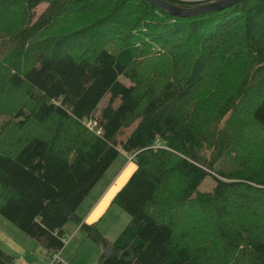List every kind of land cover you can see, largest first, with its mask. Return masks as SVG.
Returning a JSON list of instances; mask_svg holds the SVG:
<instances>
[{
    "label": "trees",
    "instance_id": "obj_1",
    "mask_svg": "<svg viewBox=\"0 0 264 264\" xmlns=\"http://www.w3.org/2000/svg\"><path fill=\"white\" fill-rule=\"evenodd\" d=\"M120 152L97 264H264V0H0V214L47 257L69 220L99 242L77 209Z\"/></svg>",
    "mask_w": 264,
    "mask_h": 264
},
{
    "label": "rangeland",
    "instance_id": "obj_2",
    "mask_svg": "<svg viewBox=\"0 0 264 264\" xmlns=\"http://www.w3.org/2000/svg\"><path fill=\"white\" fill-rule=\"evenodd\" d=\"M212 1V0H210ZM208 1V2H210ZM45 7V4H40L35 9L36 15H38ZM128 83V82H126ZM17 96V95H15ZM130 128L124 129L122 134L119 135V140H122L131 130ZM129 155H126L123 152H120L113 163L109 166V170L107 172L106 179H108L112 172L120 169L122 166L126 167L125 172L123 173L121 178H118L116 182V188L122 186L126 180L129 178L131 173L133 172L134 163L129 161ZM123 170V169H122ZM105 179V178H104ZM100 180V179H99ZM122 184V185H121ZM213 184H209L205 181L201 184L200 189L207 190L212 187ZM120 188V187H119ZM90 199H92V195L87 198V202L84 207L87 206ZM129 221V215L122 208H120L117 204H112L110 202L109 207L106 209L105 214L98 219L97 228L103 235L107 244L112 242L118 234L122 231L124 226ZM9 224V227L6 225ZM67 225V226H66ZM67 227V228H65ZM77 227L76 223L73 220H69L63 227L64 229V246L58 252L61 258L67 262L68 264H97L99 261L100 255L105 252V247L102 242H95L90 238L85 237L86 232L79 230L77 231L73 237H71L73 230ZM66 229L70 232H66ZM76 230V229H75ZM73 231V232H72ZM0 236L4 238L7 244L11 242V238H15L14 247L15 251L18 250L17 255L15 253L8 252L12 250V247H7L8 249L3 248V244L0 242V248L7 251L8 253L18 257L20 253H24L23 251H27L29 253V257L35 258H43L44 264H50L51 258L47 257L46 259V250L45 248L39 244L34 238L27 235L23 231H21L16 225H14L11 221L7 220L0 214ZM22 244V248L26 250H21L18 248V245ZM9 246H13L9 244ZM31 254V255H30Z\"/></svg>",
    "mask_w": 264,
    "mask_h": 264
},
{
    "label": "crops",
    "instance_id": "obj_3",
    "mask_svg": "<svg viewBox=\"0 0 264 264\" xmlns=\"http://www.w3.org/2000/svg\"><path fill=\"white\" fill-rule=\"evenodd\" d=\"M109 168H108V170H109ZM108 170L104 173V175L100 178V180L95 184V186L91 189V191L88 193V195L85 197L83 202L78 207L77 215L82 219L81 223L83 222L86 224H96V228H97V223H98L97 221H98L99 217H101L105 214V211L109 207L113 196L121 188V186H119L120 188L119 187L116 188V185H115L116 182L115 181L118 178L122 177L123 173L126 170V167L122 166L120 169L112 172L110 174L111 176L108 179H106V176H107L106 174H107ZM133 170H134V168H133ZM91 195H92V199H90L87 206L84 207V205L87 202L86 201L87 198ZM81 225H77V227L75 228L76 230L74 229L73 230L74 232L72 231L73 233H72L71 237H73L75 234H77L76 232L80 230ZM9 226H10L9 224L6 225V227H9ZM65 228H67V227H65ZM66 232H70V231H68V229H66ZM85 237H86V234H85ZM10 240H11V242H9V244H12L13 246H9V244L6 243L4 238L2 236H0V242L3 244V248L8 249L7 247H12L11 248L12 250L8 249L9 250L8 252L15 253L17 255L18 250L15 251V247H14L15 238H11ZM99 242H102L104 244L105 252H107L109 244L106 243L103 235H102L101 239L99 240ZM20 246H22V244H19L18 248H21V250H26L25 248H22ZM3 248H1V249H3ZM23 252L24 253H22V252L20 253V256H18V257L15 256V260L12 264H44L45 259L43 260V258L29 257V253L27 251H23ZM105 252H103V253H105ZM58 257H59L60 261L68 264L67 262H65L61 258L60 254L58 255ZM46 259H48L47 255H46Z\"/></svg>",
    "mask_w": 264,
    "mask_h": 264
},
{
    "label": "water",
    "instance_id": "obj_4",
    "mask_svg": "<svg viewBox=\"0 0 264 264\" xmlns=\"http://www.w3.org/2000/svg\"><path fill=\"white\" fill-rule=\"evenodd\" d=\"M155 6L160 9L168 11L170 14L175 16H190L206 11L218 10L230 6L240 0H213L210 2L203 3L198 6L192 7H179L174 4H170L165 0H149ZM120 259L132 262L135 261L133 251L131 249H125L119 254Z\"/></svg>",
    "mask_w": 264,
    "mask_h": 264
},
{
    "label": "built area",
    "instance_id": "obj_5",
    "mask_svg": "<svg viewBox=\"0 0 264 264\" xmlns=\"http://www.w3.org/2000/svg\"><path fill=\"white\" fill-rule=\"evenodd\" d=\"M50 258H51L50 264H52L53 262H56V261L59 260L58 254H55V255H53V256L50 257Z\"/></svg>",
    "mask_w": 264,
    "mask_h": 264
}]
</instances>
